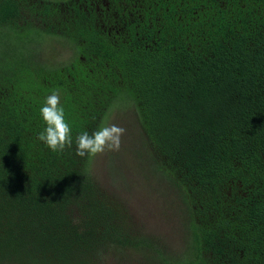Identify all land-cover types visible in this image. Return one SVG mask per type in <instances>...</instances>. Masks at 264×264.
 Returning <instances> with one entry per match:
<instances>
[{"label":"trees","instance_id":"trees-1","mask_svg":"<svg viewBox=\"0 0 264 264\" xmlns=\"http://www.w3.org/2000/svg\"><path fill=\"white\" fill-rule=\"evenodd\" d=\"M48 36L66 58L44 56ZM53 91L73 141L60 152L38 139ZM118 110L176 193L179 252L75 154ZM132 252L264 264V0H0V264Z\"/></svg>","mask_w":264,"mask_h":264},{"label":"rangeland","instance_id":"rangeland-1","mask_svg":"<svg viewBox=\"0 0 264 264\" xmlns=\"http://www.w3.org/2000/svg\"><path fill=\"white\" fill-rule=\"evenodd\" d=\"M44 56L48 60L62 59L68 52L52 37L41 39ZM116 124L126 129L121 137L119 151H108L93 156L91 170L98 181L109 191L120 196V201L133 213L139 229L150 230L166 238L172 250L182 249V227L179 220L180 203L176 193L163 182L162 175L153 170L149 158L139 147L138 126L129 111H114L107 126ZM140 133V132H139ZM179 213V214H178ZM129 252V251H128ZM117 262L116 256L106 257V264H153L145 257L135 255Z\"/></svg>","mask_w":264,"mask_h":264},{"label":"clouds","instance_id":"clouds-1","mask_svg":"<svg viewBox=\"0 0 264 264\" xmlns=\"http://www.w3.org/2000/svg\"><path fill=\"white\" fill-rule=\"evenodd\" d=\"M40 115L46 127L38 134V139L51 151L60 152L72 146L71 129L65 121L64 109L57 91L45 98ZM126 129L116 124L100 127L91 135L84 131L76 137L75 154L79 157L95 156L108 151H119L121 137Z\"/></svg>","mask_w":264,"mask_h":264}]
</instances>
